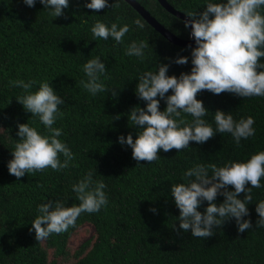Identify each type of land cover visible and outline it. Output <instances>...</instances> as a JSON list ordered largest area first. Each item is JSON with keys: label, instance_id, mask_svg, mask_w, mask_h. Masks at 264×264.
Masks as SVG:
<instances>
[{"label": "trees", "instance_id": "obj_1", "mask_svg": "<svg viewBox=\"0 0 264 264\" xmlns=\"http://www.w3.org/2000/svg\"><path fill=\"white\" fill-rule=\"evenodd\" d=\"M136 1L174 36L191 38L184 19L169 12L159 0ZM167 1L185 14L200 13L209 2L226 3ZM108 2L118 6L93 12L85 7L90 0H69L64 15L54 18L39 0L34 7L23 0H0V264H264V227L256 226L259 216L255 211L257 203L264 200V179L261 188L252 190L249 216L243 218L251 220L252 228L243 233L231 218L214 229L212 237H193L190 230L179 229V209L171 195L172 184L187 183L183 174L196 164L220 167L228 161L246 162L251 155L264 151V97L201 91L196 98L208 111L203 119L213 128L214 114L221 110L236 121L253 117L255 134L237 146L230 133L217 132L203 144L190 142L180 152L161 150L157 161L137 164L131 148L121 145L118 138L129 133L133 140L137 137L139 126L128 117L134 107H146L135 91L139 77L157 71L159 64L169 65V76L190 73L191 49L195 46L171 41L128 1ZM136 19L144 24L142 29L133 23ZM97 21L109 27L112 23L127 24L130 31L121 44L111 37L94 39L91 28ZM133 40L149 43L142 60L125 54ZM181 56L188 57V64L174 63ZM96 57L105 64L107 72L100 79L108 91L93 96L81 82L88 80L83 65ZM17 80L33 81L32 92L41 82H48L64 100L59 106L63 115L53 127L62 129L58 139L74 154L68 168L26 173L19 180L9 174L11 151L20 139L18 124L28 123L41 134H48L39 118L17 102L16 97L24 90L9 83ZM171 94L170 90L166 95ZM165 108V101L160 100V110ZM117 115L120 118L113 119ZM185 118L192 120L190 115ZM60 160H64L62 154ZM89 172L93 182L106 184L107 205L97 213H82L67 232L38 242L31 224L39 215L38 206L49 200H59L66 207L78 205L72 185ZM228 190L234 191L231 187ZM238 198L243 200L244 194ZM223 201V196H217L214 202L219 205ZM206 207L205 201L198 210L203 213ZM88 226L94 227L93 232L74 246L71 241Z\"/></svg>", "mask_w": 264, "mask_h": 264}, {"label": "clouds", "instance_id": "obj_2", "mask_svg": "<svg viewBox=\"0 0 264 264\" xmlns=\"http://www.w3.org/2000/svg\"><path fill=\"white\" fill-rule=\"evenodd\" d=\"M44 9L54 17L64 15V9L69 7V0H39ZM28 7H34L36 0H23ZM118 6L109 4L108 0H90L85 7L93 12ZM264 0H226V3L206 5L200 13L189 12L184 20L185 28L191 27L190 37L195 41L191 49L190 73H181L179 77L169 76V65L159 64L158 70L144 72L136 85L138 99L146 102V107L131 109L129 120L134 126H139L135 140L131 133L125 138H118L121 145L126 144L132 150V158L140 162L153 163L160 156L159 152H180L189 147L190 142L203 144L214 135L230 133L237 146L242 139H248L255 134L253 117L234 120L230 113L217 110L214 114L215 128L203 117L208 114L203 102L196 97L201 91H210L215 95L222 93L234 94L242 98L253 96L264 97ZM137 28H143L140 19L133 22ZM130 31L129 25L118 26L112 23L107 26L97 21L91 28L95 38L108 40L110 37L117 43H123V38ZM179 38V37H178ZM182 39V38H180ZM190 39V38H189ZM187 40V39H184ZM146 41L133 40L125 49V54L144 58V50L148 48ZM188 57H178L174 63L188 64ZM83 72L88 77L87 82H81L84 89L95 96L98 92L108 89L100 77L107 70L99 57L90 59L83 65ZM11 86L24 90V94L16 97L23 108L38 117L47 129V135L41 134L28 123L18 124L17 136L20 138L11 151L12 159L7 167L10 175L18 180L25 174L34 175L51 168L61 171L69 167L75 159L72 151L58 137L62 129L54 128L58 116H62L59 106L64 100L56 94L48 82H41L39 89L30 91L33 81H10ZM171 90V95H166ZM113 97L117 92L111 90ZM159 97V99H157ZM160 100H164L166 108L160 110ZM183 114V115H182ZM190 115L189 122L185 117ZM117 115L113 119H119ZM64 160L61 162L60 155ZM89 172L78 183L72 185V191L79 201L78 205L66 207L63 202L49 200L38 206L39 215L34 219L32 229L35 239L46 240L51 234H62L75 227L82 213H97L108 203L103 191L106 184L103 181L93 182ZM187 183H175L171 186V195L179 209V229L191 231L197 238H210L214 229L234 218L238 232L243 233L252 228L251 220L243 219L249 216L247 205L252 202V190L262 187L264 179V151L251 155L246 162L228 161L218 167L215 163L196 164L184 174ZM251 187H247V185ZM229 187L234 191H229ZM244 194V199L238 197ZM217 196H223L224 201L217 205ZM207 207L202 213L198 209L203 202ZM153 213L155 208L150 209ZM256 213L259 219L257 227H264V200L257 203Z\"/></svg>", "mask_w": 264, "mask_h": 264}, {"label": "water", "instance_id": "obj_3", "mask_svg": "<svg viewBox=\"0 0 264 264\" xmlns=\"http://www.w3.org/2000/svg\"><path fill=\"white\" fill-rule=\"evenodd\" d=\"M128 1L130 4H132L137 11L149 22L151 23L153 26L156 27L157 30L161 31L167 38H169L171 41H173L174 43L180 44V45H188V46H196L195 45V41L193 38L184 40V39H180L176 36H174V34H172L168 29L164 28L156 19L155 17H153L151 15V13L144 7L142 6L138 1L136 0H126ZM159 2L162 4V6H164L169 12L173 13L174 15H176L177 17H180L182 19H188V17L186 16L185 13L177 10L176 8H174L167 0H159ZM190 30L191 27L189 26Z\"/></svg>", "mask_w": 264, "mask_h": 264}, {"label": "rangeland", "instance_id": "obj_4", "mask_svg": "<svg viewBox=\"0 0 264 264\" xmlns=\"http://www.w3.org/2000/svg\"><path fill=\"white\" fill-rule=\"evenodd\" d=\"M93 230H94V227L93 226H88L87 231H82V233H80L77 236H75V238L71 241V243L74 246H77L82 241H84L85 239H87L89 237V235L93 232Z\"/></svg>", "mask_w": 264, "mask_h": 264}]
</instances>
